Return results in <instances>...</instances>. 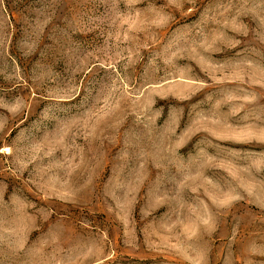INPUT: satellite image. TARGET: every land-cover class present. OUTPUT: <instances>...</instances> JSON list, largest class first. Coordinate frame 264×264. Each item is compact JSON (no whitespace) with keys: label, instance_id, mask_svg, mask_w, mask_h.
I'll return each mask as SVG.
<instances>
[{"label":"rangeland","instance_id":"374dc122","mask_svg":"<svg viewBox=\"0 0 264 264\" xmlns=\"http://www.w3.org/2000/svg\"><path fill=\"white\" fill-rule=\"evenodd\" d=\"M0 264H264V0H0Z\"/></svg>","mask_w":264,"mask_h":264}]
</instances>
